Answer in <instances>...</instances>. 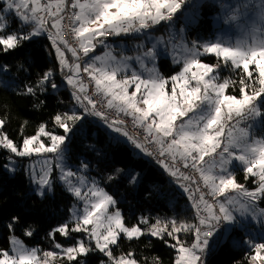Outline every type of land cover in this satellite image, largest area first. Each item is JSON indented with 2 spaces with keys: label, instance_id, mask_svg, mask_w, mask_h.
<instances>
[{
  "label": "rangeland",
  "instance_id": "374dc122",
  "mask_svg": "<svg viewBox=\"0 0 264 264\" xmlns=\"http://www.w3.org/2000/svg\"><path fill=\"white\" fill-rule=\"evenodd\" d=\"M121 1L133 3V0H72L78 36H84L83 23L87 24L90 16L104 11H110L111 16L112 5ZM0 2L4 4L0 10V41L7 48L14 47L18 35L24 31L8 29L9 15L16 16L22 25L31 24L33 30L28 36L37 37L49 33L43 23L46 12L50 14L53 6L59 7L54 0H46V4L44 0ZM134 3L136 9L140 7L141 20L157 26L142 25L136 28L132 38L105 39L101 49L91 53L88 60L92 68L97 66L92 74L96 85L106 92L112 104L129 111L148 130L151 128L157 140L168 141L173 134L172 146L181 144L192 152H205L220 145L218 135L210 132L225 114L244 109L251 113L249 128L226 134L223 153L203 171V179L214 196H220V217L226 238L235 246L254 250L251 264H264V0H134ZM166 11L177 18H166ZM112 23L95 26L93 30L100 36L107 30L115 31L118 22ZM55 45L61 67L71 68L66 82L80 90L78 66L72 63L68 53L75 56V52ZM93 45L96 47L95 41ZM208 56L217 59L210 62ZM163 58L179 68L170 77L161 70ZM228 65L243 67L248 73L254 67L262 85L242 96L229 94L225 75ZM2 68L0 65V72L5 71ZM178 114L185 116V122L175 127ZM2 125L0 118V149L10 151L5 169L10 174L24 169L32 192L40 197L55 196L58 188L72 197L69 221L75 226L70 229L64 225L60 229L67 238L75 233L80 237L74 246L47 239L43 247L12 235L9 248L0 250V264H75V260L86 264V259L80 256L90 254L102 255L100 264H138L132 256L115 255L113 246L122 236L161 235L167 226L128 225L116 199L89 172L84 160L80 163L70 160L62 136L48 135L42 126L37 135L27 137L19 148L1 134ZM131 139L127 135L120 140L131 144ZM115 140H118L116 136ZM237 169L244 170L247 177H254L255 185L238 182ZM170 172L178 177L175 171ZM176 184L181 193L187 194L181 182ZM226 190L234 195H224ZM192 226L187 221L177 222L174 231L188 233ZM195 226L194 241L179 245L175 264H204L209 260L214 249L210 242L212 231L206 230L203 235L197 223Z\"/></svg>",
  "mask_w": 264,
  "mask_h": 264
},
{
  "label": "trees",
  "instance_id": "16d2710c",
  "mask_svg": "<svg viewBox=\"0 0 264 264\" xmlns=\"http://www.w3.org/2000/svg\"><path fill=\"white\" fill-rule=\"evenodd\" d=\"M3 7L0 2V10ZM8 19L11 20L8 29L24 31H19L22 34L12 48L0 41V65L5 69L0 72L1 134L19 148L27 137L37 135L42 126L48 135L62 136L70 160L74 163L84 160L89 172L98 177L116 199L128 225L167 226L161 235L122 236L113 246V253L132 256L138 264H175L179 245L183 241L184 244L194 241L195 224L204 235L206 230L213 232L218 217L213 212L212 216H207L192 208L194 200L188 193H181L176 184L179 181L183 185L179 176H174L152 157L138 154L140 152L130 144L115 140L105 132L103 122L94 123L88 119L86 113L91 105L83 98L81 90L65 81L68 69L61 67L54 46L44 35L29 37L33 30L31 24L22 25L14 15H9ZM206 59L215 62L217 58L208 56ZM160 62L167 77L179 69L166 58ZM228 66L225 75L229 94L242 96L262 85L261 76L254 67L248 73L243 67ZM82 100L89 104L88 109ZM262 110L264 117V101ZM9 154L6 148L0 149V250L9 248L12 235L43 247L47 239L76 245L79 233L67 238L60 229L64 225L70 229L75 226L69 221L72 197L60 188L55 196L40 197L32 192L24 169L15 174L5 169ZM236 180L246 186L255 185L254 177H247L242 169L236 170ZM216 198L219 202L220 196ZM208 207L205 202L203 209ZM182 221L193 225V230L176 234L174 224ZM210 242L212 244L211 237ZM253 252L235 246L225 236L221 245L212 249L208 264H251ZM80 257L86 259V264H100L103 258L99 254ZM74 263L81 264L80 260Z\"/></svg>",
  "mask_w": 264,
  "mask_h": 264
},
{
  "label": "built area",
  "instance_id": "2783aa9c",
  "mask_svg": "<svg viewBox=\"0 0 264 264\" xmlns=\"http://www.w3.org/2000/svg\"><path fill=\"white\" fill-rule=\"evenodd\" d=\"M44 4L46 2L44 1ZM49 15L48 12L45 14ZM166 18H177L173 13L166 11ZM44 16V15H42ZM60 39L63 43L69 46L75 52V60L79 68V79L82 85L81 94L90 105L91 109L86 113V117L94 123L105 122V132L115 137V134L109 129V125L121 126L131 136L139 140L148 156L152 157L158 163L164 165L171 171H175L182 179L183 185L187 188L189 197L194 200L192 208L195 211L207 215L206 208L203 209L204 203L208 202L214 215L218 217L213 224L214 229L211 235L212 245L218 247L221 245L226 236V229L223 226L220 217V208L218 199L214 196L210 187L205 183L202 173L212 165L215 159H218L224 150V138L226 134L233 133L239 129H247L252 122V115L244 109L242 112L232 111L223 116V118L215 124L212 128V134H217L220 145L212 150L201 152L199 150L193 151L188 160L172 155L171 153L162 149L156 141L155 135L150 132L145 125L138 121L134 115L125 109H118L108 103L105 94L97 87L93 75L89 71V56L92 52L84 50L78 42L75 33V18L72 0H66L60 14ZM145 25L155 27L156 24L149 20L135 19L132 22H123L120 25L119 32L113 30L106 31L102 36L95 40L96 48H100L101 43L105 39L113 37H126L132 38L135 36L136 28ZM185 122V116L178 114L174 120V126L179 127ZM102 124V123H101ZM173 134L165 142L167 146ZM223 144V145H221ZM165 148V147H164ZM224 194L234 195L231 190H226ZM212 252V251H211ZM211 254L209 255V257ZM210 259V258H209ZM206 260L204 264H208Z\"/></svg>",
  "mask_w": 264,
  "mask_h": 264
},
{
  "label": "crops",
  "instance_id": "0c3cea01",
  "mask_svg": "<svg viewBox=\"0 0 264 264\" xmlns=\"http://www.w3.org/2000/svg\"><path fill=\"white\" fill-rule=\"evenodd\" d=\"M44 1L46 2V0H44ZM54 1H55V3H58L57 6H59V7L57 9L56 6H53V9H52L51 13L49 15L45 16V18L43 20V23L45 24V26L48 29L49 33L48 34L44 33V36L54 46L55 49H56L55 43L56 44L58 43L61 46H65V47L71 49L69 46H67L65 43H63L61 41V39H60V19H61L60 18V14H61L62 8H63L66 0H62V1L61 0H54ZM131 2L121 1V2H118L117 4L114 3V5H112V7H111V12H112L111 16L109 15L110 11H108V12L104 11V12L96 15L95 17H93V16L91 17L90 16L91 20H88L87 24L83 23V27H84L83 31H85V33H83L84 36L79 35L80 38L78 36V30L76 28L75 32H76V36L78 38V42H79L80 46L86 51L87 50H91V51H88V52H92V53L94 51H97V50L101 49V48H98V47L96 48L93 45V42L98 38L97 36L100 37L98 32H95V30H93V28L95 26H98V28H99L100 26L106 25L107 23L113 24L112 21L115 20V23L118 22V25L116 24L117 28L114 29V30H115V32L118 33L119 30H120V25L123 22H126V21L127 22H132L135 19H141L140 15H139V13H141L139 11L140 7H137V9H136V3H134V0H133V3H131ZM146 10L144 12H146ZM75 20H77L76 16H75ZM50 38H52L53 41L50 40ZM120 38L124 39L123 36H120ZM71 51L73 52V50H71ZM68 53H69V56L72 59V63L74 65L78 66V64H77V62L75 60V56L72 55L70 52H68ZM96 68H97L96 65L93 68L90 65L89 71H90L91 75L93 74V70H95ZM67 69H68V71H67L66 76L69 77V75L71 73V68L69 67ZM2 70L4 71L5 69L2 68ZM78 70H79V68H78ZM94 80H96V79H94ZM65 81H66V79H65ZM77 82H78V84L80 83L78 77H77ZM70 84L73 86L72 83H70ZM80 90H81V88H80ZM101 91L105 94V96H106V98L108 100V103L111 106H114V107H116L118 109H122V108L117 107L114 104H112L111 103V98L106 94V92L104 90H101ZM82 104L85 105V106L87 105V109H88L89 104L87 102H85V100H82ZM102 125H106L105 122H103ZM109 129L111 131L113 130L112 132L115 134L116 139H118V140H120L122 137L126 138L127 135L129 137H131L132 139L130 141V143H131L130 145L133 146L138 152H140L139 154L147 155V153L145 152V150H144L142 144L140 143V141L135 139L133 136L129 135L126 131L123 130V128L121 126L109 125ZM149 130L153 131L151 128H149ZM153 133L155 134L156 140H157V134L154 131H153ZM165 140L160 139V140H157V142L160 144V146L165 147V149H167L174 156L182 157V158H184L186 160H188L190 158V155L192 154L191 150H189L187 148H184L181 144L172 146V142H170L171 144L169 143L167 146H165V142H167ZM205 205H207V204H205ZM206 211H207V216H211V210H210L209 207L207 208Z\"/></svg>",
  "mask_w": 264,
  "mask_h": 264
}]
</instances>
